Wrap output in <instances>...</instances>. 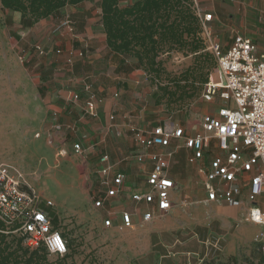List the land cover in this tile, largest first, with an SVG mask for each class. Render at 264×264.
I'll return each instance as SVG.
<instances>
[{
    "label": "crops",
    "instance_id": "1",
    "mask_svg": "<svg viewBox=\"0 0 264 264\" xmlns=\"http://www.w3.org/2000/svg\"><path fill=\"white\" fill-rule=\"evenodd\" d=\"M136 1L121 0V4ZM99 2L90 0L68 5L56 14L63 10L70 13L79 31L77 37L80 41L76 46L83 47L85 56L77 57L73 67L66 62V54L55 60L54 68L57 70H50L54 73L53 93L47 98V108L40 107L41 119L46 117L47 110L49 119L56 122L51 113V108H55L60 111V122L69 124L78 121L80 132L75 136L70 133L73 136L71 143L85 134L83 142L88 148L86 158L91 157L92 163L98 166L100 155L108 153L117 170L126 175L122 192L107 201L103 208H95L93 197L97 195L91 196L92 207L97 211L99 220L91 223V228L98 234L94 238L92 232L90 244L97 250L95 259L87 258L80 264H202L204 260L212 258L224 259L243 254L264 256V242L256 240L257 235L264 232V226L249 218L252 203L248 199V187L242 188L234 203L208 202L201 176L205 161L188 162L190 151L184 147L176 151L169 171L170 177L178 185V189L172 192L173 206L150 222H140L139 215L154 206L144 202L137 204L132 195L149 189L146 177L153 165L150 161L139 164L124 161L123 158L139 149L131 131L132 125L150 128L161 122L152 120L154 111L139 102L142 95L137 88L147 81L146 71L139 67L136 58L116 54L108 47ZM197 3L203 11L213 14L209 22L211 29L219 28L221 31L223 27L227 28L228 31H223L228 32L230 41L221 39L220 43L227 50L234 32L241 29L235 26V22H243L248 13L252 14L251 9L264 5V0H197ZM49 18L54 20L51 25L50 21L47 22L50 26L37 27L40 22L43 24V19L33 24L40 31L39 35L63 23L61 20L58 23V18L54 16ZM66 30L63 28L60 31L65 38L68 35ZM73 44L70 40L65 41V50L75 49ZM82 79L89 80L101 98L97 118L83 113L85 96L79 105L65 101L67 90L82 91ZM63 81L66 82L64 86ZM21 84L25 86V81ZM26 84L29 85V82ZM26 101L27 106L31 104L28 98ZM112 115L115 116V126L110 128ZM179 142L174 141L168 150L176 148ZM214 151L219 152L217 149ZM259 204L264 208L263 198ZM123 211L135 213L137 225L134 229L119 230ZM107 218L112 219V225L104 224ZM256 262L264 264V259L262 262L257 259Z\"/></svg>",
    "mask_w": 264,
    "mask_h": 264
},
{
    "label": "built area",
    "instance_id": "2",
    "mask_svg": "<svg viewBox=\"0 0 264 264\" xmlns=\"http://www.w3.org/2000/svg\"><path fill=\"white\" fill-rule=\"evenodd\" d=\"M194 2L203 26L207 50L217 57L215 71L221 75L219 82L213 81L211 75L202 96L210 102L218 96L225 103L217 113L202 114L199 128L195 131L173 119H166L150 128L131 126L139 149L124 156L123 160L139 164L150 161L153 165L146 177L149 189L134 193L132 199L137 204L144 202L154 206L141 215L137 213L141 223L150 222L169 210L173 206L172 192L178 189L169 171L176 151L184 147L190 151L188 162L194 164L205 161L201 176L208 202L234 203L242 188L247 186L248 199L252 203L249 218L264 226V208L259 204L260 199H264V52L241 29L234 32L230 47L224 50L221 44L212 41V33L207 26L213 14L203 11L197 5V0ZM261 12L264 14V9ZM64 25L68 31H75V22L70 16L66 17ZM36 49L42 55L50 53L40 45H36ZM55 52L58 55L66 54V62L71 67L75 65L77 57L85 56L83 50H64L61 47ZM61 83L63 86L66 84L65 81ZM81 83L82 91L67 90L65 101L79 105L85 96L83 113L97 118L101 98L89 80L82 79ZM51 113L56 119L55 131L59 133L49 134L46 141L57 148V156L74 153L85 159L88 151L83 142L85 134L68 146L73 137L71 134L75 136L80 132L78 121L64 124L59 121L58 109L51 108ZM111 120L110 128L115 126V116L112 115ZM64 131V134H60ZM174 141H180L178 146L168 150ZM214 149L219 152L216 153ZM97 173L100 188L97 196L93 197V204L95 208H103L107 201L122 192L126 175L117 170L116 164L105 152L99 157ZM44 204L52 206L54 203L35 191L21 170L0 163V219L8 227L15 225V233L24 236L29 245L44 244L51 255L63 257L70 249L68 239L54 227ZM134 218V212L123 211L119 230L134 229L137 225ZM104 224L112 225V219H105ZM256 238L259 243H263L264 232Z\"/></svg>",
    "mask_w": 264,
    "mask_h": 264
},
{
    "label": "rangeland",
    "instance_id": "3",
    "mask_svg": "<svg viewBox=\"0 0 264 264\" xmlns=\"http://www.w3.org/2000/svg\"><path fill=\"white\" fill-rule=\"evenodd\" d=\"M263 6L251 9L252 14L248 13L243 22H235V26L254 39L262 52ZM67 16L70 13L65 10L54 15L58 18V23L60 20L63 23L52 26L49 32L39 35L40 31L30 21L22 23L20 13L7 10L0 3V163H7L21 170L35 191L45 200L53 201L52 206L44 204L43 207L51 217L53 225H59V230L68 235L72 245L71 253H74V258L67 259L65 264H80L87 258L95 259L97 250L90 244L92 237L95 238L98 234L91 228V223L99 220L91 202V196L100 188L97 166L92 163L91 157L83 159L74 153L57 156V148L46 141V137L55 132V122L49 119L47 110L46 117L41 119L40 110L41 106L47 108V98L53 93L54 73L50 70H57L54 62L62 56L55 51L60 47L65 50V41L68 40L71 44L74 43V48H79L75 50H83L82 46H76L80 41L76 25L74 32L68 31L64 25ZM48 21L51 25L54 20L43 19V24L40 22L37 27L50 26ZM209 24L207 26L212 33V41L219 44L221 39L230 41L227 28L215 30ZM63 28L67 29V38L60 33ZM36 45L46 48L50 53L40 54ZM162 57L164 67L172 77L195 67L191 78H197L199 84L200 70L196 67L193 54L181 50L164 53ZM211 59L209 64L217 63L215 55ZM46 61L50 63L45 64ZM200 62L199 65L204 66L203 58ZM216 67L212 68V78L219 82L221 75L215 71ZM24 81L25 86L21 84ZM137 90L142 95L139 102L154 111L152 120L162 122L173 119L192 131L199 128L198 122L202 114L217 113L219 107L225 103L218 96L214 101H206L202 93L191 100L169 103L167 96L158 98L162 93L159 84L153 83L149 77ZM26 98L31 101L28 106ZM39 133L41 135L38 137ZM70 143L71 141L68 145ZM248 257L250 256L245 254L238 256L239 264H249ZM57 259V256L50 255L51 261Z\"/></svg>",
    "mask_w": 264,
    "mask_h": 264
},
{
    "label": "trees",
    "instance_id": "4",
    "mask_svg": "<svg viewBox=\"0 0 264 264\" xmlns=\"http://www.w3.org/2000/svg\"><path fill=\"white\" fill-rule=\"evenodd\" d=\"M85 1L90 0H0V3L3 8L20 13L22 23L28 20L35 24L56 15L65 6ZM99 6L108 47L116 54L138 60L150 80L159 84L162 93L158 98L167 96L169 103H173L191 100L203 93L217 63H208L214 54L207 50L194 0H137L128 5H122L121 0H100ZM181 50L195 56L200 70L199 84L197 78H191L195 67L175 77L166 71L164 53ZM202 58L204 66L199 65ZM54 227L59 229V225ZM15 229V225L8 227L0 219V264H65L67 259L74 258L72 245L64 233L69 252L51 261L44 244L29 245ZM257 259L262 262L264 256L251 255L247 260L249 264H257ZM202 264H239V259L238 256L212 258Z\"/></svg>",
    "mask_w": 264,
    "mask_h": 264
}]
</instances>
